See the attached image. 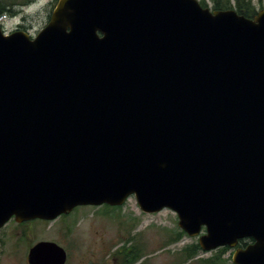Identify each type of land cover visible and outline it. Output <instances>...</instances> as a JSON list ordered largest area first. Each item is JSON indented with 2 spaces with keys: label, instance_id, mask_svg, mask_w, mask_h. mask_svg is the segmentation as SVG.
I'll return each instance as SVG.
<instances>
[{
  "label": "water",
  "instance_id": "water-1",
  "mask_svg": "<svg viewBox=\"0 0 264 264\" xmlns=\"http://www.w3.org/2000/svg\"><path fill=\"white\" fill-rule=\"evenodd\" d=\"M131 197L205 252L254 238L233 263L264 264V9L58 0L34 38L0 24V229Z\"/></svg>",
  "mask_w": 264,
  "mask_h": 264
},
{
  "label": "rangeland",
  "instance_id": "rangeland-1",
  "mask_svg": "<svg viewBox=\"0 0 264 264\" xmlns=\"http://www.w3.org/2000/svg\"><path fill=\"white\" fill-rule=\"evenodd\" d=\"M0 1L12 9L10 15L3 17L4 31L9 34L24 26L27 29L24 31L33 37L48 24L57 4V0ZM259 1H253L257 11L264 9V0ZM206 2L214 9L211 0ZM178 223V216L170 210L153 215L142 213L134 197L122 207H79L70 216L50 224L36 220L21 226L13 219L0 230V264H28L29 248L48 241L69 248L67 264H120L124 257L116 256L118 251L136 245L143 251L140 264H202L201 260L218 257L225 261L220 264H233V252L220 249L211 252L200 249L196 257L186 260L184 249L199 244V238L186 234L172 240L182 231ZM67 226L73 229L69 237L63 230Z\"/></svg>",
  "mask_w": 264,
  "mask_h": 264
},
{
  "label": "trees",
  "instance_id": "trees-1",
  "mask_svg": "<svg viewBox=\"0 0 264 264\" xmlns=\"http://www.w3.org/2000/svg\"><path fill=\"white\" fill-rule=\"evenodd\" d=\"M254 0H211L214 6V10H227V9H235L239 14L247 17V18H253L257 14L256 6L253 3ZM259 2H262L260 0ZM200 3L204 7H208V4L206 0H201ZM12 13V9H10L7 6V3H2L0 1V18L3 16H8ZM186 235L185 232L181 231L177 234L175 238L172 240H179L182 236ZM200 245H192L188 246L184 249V255L185 259L189 260L197 256V253L200 250ZM122 255L124 259H130V249L128 247L122 248ZM136 260L133 259V262ZM218 260V261H217ZM221 261L219 260V257L216 259H207V260H201L200 263L202 264H220ZM225 263V261H224ZM223 264V263H222Z\"/></svg>",
  "mask_w": 264,
  "mask_h": 264
},
{
  "label": "flooded vegetation",
  "instance_id": "flooded-vegetation-1",
  "mask_svg": "<svg viewBox=\"0 0 264 264\" xmlns=\"http://www.w3.org/2000/svg\"><path fill=\"white\" fill-rule=\"evenodd\" d=\"M57 3H58V0H57ZM20 29H17V30H27L25 29V27L23 26H19ZM33 37V36H32ZM85 207V206H84ZM86 207H91V206H86ZM79 207L75 208L72 212L68 213V214H64V215H61L59 218L61 217H64V216H70L72 213H74ZM59 218H57L56 220L54 221H45V220H39V221H43L45 222L46 224H50V223H55ZM13 220V219H12ZM11 220V221H12ZM10 221V222H11ZM33 221H36V220H32V221H28V222H24V223H21L19 225L21 226H25V225H28L30 224L31 222ZM64 232L66 233L67 237L71 236L72 233H73V229L71 228V226L68 228V226L66 228H63ZM25 231V235H27V232L26 230ZM25 235H22V237H24ZM125 237H129V235H123ZM39 243V242H38ZM38 243H35L33 246H35L36 244ZM256 243V240L252 237H245V238H242V239H239L238 240V243H237V246L235 248H232L230 246H225V247H222V248H219L221 251H232L233 252V255L234 253L239 249V250H246L248 247L254 245ZM30 247L29 250L32 248ZM121 248V247H120ZM130 249V259H124L123 258V263H120V264H140V259H142V249H140L137 245L136 246H132V247H128ZM65 249V248H64ZM66 250V253H67V262L69 261L70 259V251H69V248L68 249H65ZM218 250V249H217ZM122 249L120 250V252L118 251V253L116 254V256H121L122 255ZM123 256V255H122ZM121 256V257H122ZM136 260L133 262V259ZM66 262V264H67ZM29 264V263H28ZM112 264H117L116 262H113Z\"/></svg>",
  "mask_w": 264,
  "mask_h": 264
}]
</instances>
